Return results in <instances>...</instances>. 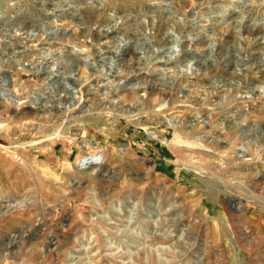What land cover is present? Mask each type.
<instances>
[{
    "label": "rangeland",
    "instance_id": "1",
    "mask_svg": "<svg viewBox=\"0 0 264 264\" xmlns=\"http://www.w3.org/2000/svg\"><path fill=\"white\" fill-rule=\"evenodd\" d=\"M211 1L43 0L48 8L41 0H0V30L3 29L0 31V95L1 91L6 92L5 82L25 79L30 74L20 92L12 89V93L21 96L20 105L26 108V114H20L21 119L19 110L15 112L13 106L0 99V213L4 212L0 214V264H264V90L261 89L264 88V30L256 43L252 36L240 33L245 24L259 22L257 26L264 28V0ZM165 8L172 12L163 18L167 21L163 32L166 37L171 36V42L155 47L145 31V21L141 20L155 11L165 12ZM100 11L114 17L129 14L128 32L134 34L126 55L112 56L107 52L108 63L103 67L99 63L95 65L92 59L84 61L86 48L80 45L82 39L78 34L88 20L94 22ZM52 21H56L55 26ZM196 23L202 24V28ZM234 29L236 34L230 32ZM136 31H140L138 35ZM120 36L113 39L114 45L112 41L106 44L105 50L114 51L116 42L124 39ZM188 40L191 43L187 48L193 55L181 59L176 51L183 49ZM77 43L82 48L81 55L75 47ZM93 46L92 53L99 48ZM52 48L58 49V53ZM135 50L133 57L130 53ZM169 56L171 60L157 66L158 69L152 65L153 61H167ZM190 66L198 75H187ZM79 93H83L84 105L91 106V110L80 109L69 116V109L66 112L65 108L37 109L44 100L57 99L62 104L65 100L66 107L77 101ZM170 102L178 103L173 114L187 122L180 128L165 124L160 115ZM61 103H58L60 107ZM50 129L59 131L61 137L44 143L32 152V160L27 161L29 151L23 150L22 145L50 138ZM87 143L90 146L82 148ZM94 152L102 155L95 176L90 174L94 168L87 165L84 170L76 164L86 153ZM30 169H35V178L30 176ZM16 199L27 207L6 210ZM236 206L239 209L233 211ZM149 217L176 220L172 225L162 226L156 231L155 239H151L146 233ZM132 220H136L134 225ZM66 225L70 226V236L63 238L61 231ZM116 230L125 236L115 237L110 233ZM101 231L117 239L111 241L109 248L96 240L95 234ZM170 234L171 237L163 239Z\"/></svg>",
    "mask_w": 264,
    "mask_h": 264
},
{
    "label": "bare ground",
    "instance_id": "2",
    "mask_svg": "<svg viewBox=\"0 0 264 264\" xmlns=\"http://www.w3.org/2000/svg\"><path fill=\"white\" fill-rule=\"evenodd\" d=\"M20 1V0H19ZM42 1V4H43V0H41ZM50 1V0H49ZM81 1V0H80ZM203 1H205V0H203ZM18 2V1H17ZM26 2V1H25ZM46 2V1H45ZM48 2V1H47ZM59 2V1H58ZM75 2V1H74ZM85 2V1H84ZM210 2H212L211 0H210ZM224 2V1H223ZM260 2V1H259ZM4 3V2H3ZM13 3V2H12ZM21 3V2H20ZM30 3V2H29ZM54 3V2H53ZM60 3V2H59ZM58 3V4H59ZM87 3V2H86ZM11 4V3H10ZM18 4V3H17ZM22 4V3H21ZM45 4V3H44ZM44 4H43V6H44ZM52 4V3H51ZM210 4V3H209ZM225 4V3H224ZM252 4V3H251ZM259 4V3H258ZM258 4H255V5H258ZM260 4H262V3H260ZM20 5V4H19ZM45 5H47V7H48V4L46 3ZM62 5H64V4H62ZM61 5V6H62ZM66 5V4H65ZM73 5V4H72ZM81 5V4H80ZM92 5V4H91ZM101 5V4H100ZM99 5V6H100ZM152 5V4H151ZM150 5V6H151ZM154 5V4H153ZM166 5V4H165ZM205 5V4H204ZM23 6H25L24 4H23ZM55 7H57L56 5H54ZM69 6V5H68ZM87 6V5H86ZM85 6V7H86ZM90 6V5H89ZM200 6H201V4H200ZM206 6V5H205ZM204 6V7H205ZM218 6V5H217ZM247 7H248V4L246 5ZM252 6H253V4H252ZM60 7V6H59ZM63 7V6H62ZM76 7V6H75ZM162 7V6H161ZM195 7V6H194ZM202 7V6H201ZM200 7V8H201ZM261 7V6H260ZM17 8V7H16ZM20 8V7H19ZM49 8V7H48ZM48 8H47V10H48ZM89 8V7H88ZM101 8V7H100ZM103 8V7H102ZM199 8V7H198ZM246 8V7H245ZM253 8V7H252ZM264 8V7H263ZM21 9V8H20ZM45 9V8H44ZM66 9V8H65ZM81 9H83V8H81ZM87 9V8H86ZM90 9V8H89ZM92 9V8H91ZM97 9V8H96ZM96 9H95V11H93V12H95L96 13ZM166 9V8H165ZM179 9V8H178ZM197 8H195V10H196ZM248 9V8H247ZM256 9H257V7H256ZM23 10V9H22ZM67 10V9H66ZM71 10V9H70ZM114 10V9H113ZM177 9H175V11H176ZM193 10V9H192ZM210 10V9H209ZM249 10H250V6H249ZM262 10V9H261ZM18 11H19V9H18ZM24 11V10H23ZM52 11V10H51ZM57 11H59V10H57ZM80 11V10H79ZM161 11V10H160ZM159 10L158 11H155V12H153V14H150V15H146L145 17H144V20H141V21H145V23H144V25H145V31L146 32H148L147 34L150 36H147V37H149V39L151 40V41H153L154 43H155V47H157L156 45H161V43L163 42V44H168V43H170L171 42V34H169V36L170 37H166L165 36V33L163 32V29L165 28V26H166V24H165V22H167L165 19H163L164 17H168L169 15L171 16V14H172V12L168 9H166V11L165 12H163V11H161L160 12ZM180 11H182V10H180ZM197 11V10H196ZM212 11V10H211ZM247 11V10H246ZM258 11V10H257ZM10 12V11H9ZM50 12V11H49ZM62 12V11H61ZM75 12V11H74ZM88 12V11H87ZM114 12V11H113ZM116 12V11H115ZM178 12V11H177ZM204 12V11H203ZM1 13V12H0ZM47 13V12H46ZM150 13V12H149ZM188 13V12H187ZM193 13H194V11H193ZM197 13V12H196ZM195 13V14H196ZM253 13V12H252ZM255 13V12H254ZM20 14V13H19ZM18 14V15H19ZM23 14V13H22ZM21 14V15H22ZM42 14V13H41ZM44 14V13H43ZM51 14H52V12H51ZM54 14V13H53ZM58 14V13H57ZM64 14V13H63ZM111 14V13H110ZM113 14V13H112ZM148 14V13H147ZM174 14H176V13H174ZM192 14V13H191ZM13 15V13L11 14V16ZM25 15V14H24ZM45 15V14H44ZM47 15H50V14H47ZM54 15H56V14H54ZM60 15V14H59ZM58 15V16H59ZM64 15H66V14H64ZM69 15V14H68ZM74 15V14H73ZM77 14H75V16H76ZM82 15V14H81ZM120 15V14H119ZM132 15V14H131ZM135 15V14H134ZM182 15V14H181ZM197 15V14H196ZM94 16V15H93ZM176 16V15H175ZM192 16V15H191ZM201 16V15H200ZM21 16H19V18H20ZM48 17V16H47ZM63 17V16H62ZM67 17V16H66ZM73 17V16H72ZM135 17V16H134ZM174 17V16H173ZM177 17V16H176ZM189 17V16H188ZM197 17V16H196ZM8 18V17H7ZM14 18V17H13ZM23 18V17H22ZM28 18V17H27ZM76 18V17H75ZM81 18V17H80ZM87 18H88V16H87ZM130 18V15L129 14H125V15H122V16H120V17H117V16H115L114 17V15L113 16H109L108 14L107 15H105V14H103L101 11H100V14H96L95 15V17L93 18V20H94V22L92 21V22H90V20H88L89 22H87V24L81 29V25H80V32L78 33L79 34V38H81L82 39V44H80L81 46H82V48H86V52L87 51H89V50H87V48H89L90 49V51L88 52V53H86V52H84L85 54H83L82 55V57H84V61L86 60V59H92L93 61H94V63H95V65L96 64H100V66L101 67H103L106 63H108L107 61H108V55L109 54H111L112 56H116V54L118 53V56H122L123 54L124 55H126V52H125V50L127 49L126 47L128 46V45H131V41H132V39L134 38V34H129L130 32H128V28L130 27V26H128L127 24L128 23H126L127 22V20ZM131 18H132V16H131ZM138 18H139V16H138ZM186 18V17H185ZM190 18H192V17H190ZM34 19V18H33ZM44 19V18H43ZM55 19V18H54ZM53 19V20H54ZM72 19V18H71ZM78 19V18H77ZM169 19V18H168ZM171 19V18H170ZM173 19V18H172ZM178 19V18H177ZM176 19V20H177ZM181 19V18H180ZM189 19V18H188ZM187 19V20H188ZM197 19V18H196ZM3 20V19H2ZM24 20V19H23ZM31 20V19H30ZM29 20V21H30ZM81 20V19H80ZM85 20V19H84ZM131 20V19H130ZM182 20V19H181ZM193 20V19H192ZM21 21V20H20ZM28 21V22H29ZM37 21V20H36ZM35 21V22H36ZM49 21V20H48ZM47 21V22H48ZM87 21V20H86ZM129 21V20H128ZM134 21V20H133ZM184 21V20H183ZM201 21V20H200ZM241 21V20H240ZM7 22V21H6ZM5 22V23H6ZM27 22V23H28ZM53 22V21H52ZM54 22H56V21H54ZM53 22V23H54ZM76 22V21H75ZM173 22V21H172ZM244 22V21H243ZM32 23V22H31ZM44 23V22H43ZM64 23V22H63ZM73 23V22H72ZM129 23H131V22H129ZM181 23V22H180ZM233 23V22H232ZM259 23V22H258ZM258 23H257V25H258ZM15 24V23H14ZM22 24V23H21ZM36 24V23H35ZM40 24V23H39ZM39 24H37V25H39ZM69 24H70V22H69ZM76 24V23H75ZM182 24H183V22H182ZM182 24H179V25H182ZM193 24V23H192ZM197 24V27H198V23H196ZM204 24H206V23H204ZM260 24V23H259ZM1 25V24H0ZM7 25V24H6ZM18 25V24H17ZM29 25V24H28ZM36 25V26H37ZM44 25V24H43ZM47 25V24H46ZM54 26H55V23L53 24ZM169 25H170V23H169ZM171 25H173V23L171 24ZM187 25V24H186ZM195 25V24H194ZM202 25V24H201ZM201 25H199L200 27H201ZM235 25V24H234ZM256 24H251V25H246L245 24V26H243L242 25V28H241V30H240V33L241 32H243L244 34H245V36L246 37H249V36H252V39L254 38V43H256L257 41H259L260 39L258 38V35L260 34V32L262 31V30H264V28L262 27V28H260L259 26H257ZM5 26V25H4ZM48 26H50V24L48 25ZM48 26H46V27H48ZM52 26V25H51ZM57 26V25H56ZM74 26V25H73ZM135 26H137V25H135ZM142 26V25H141ZM174 26V25H173ZM176 26V25H175ZM239 26V25H238ZM1 27V26H0ZM18 27V26H17ZM29 27V26H28ZM33 27V26H32ZM72 27V26H71ZM133 27V26H132ZM179 27H181V26H179ZM187 27V26H186ZM13 28H15V27H13ZM23 28V27H22ZM41 28H42V26H41ZM51 28H53V27H51ZM75 28V27H74ZM77 29H78V26L76 27ZM137 28V27H136ZM144 28V27H143ZM173 28V27H172ZM178 28V27H177ZM202 28V27H201ZM226 28H228L227 26H226ZM230 28V27H229ZM233 28V27H232ZM234 28H236L235 26H234ZM8 29H10L9 28V26H8ZM16 29V28H15ZM18 29V28H17ZM30 29V28H29ZM45 29V28H44ZM58 29V28H57ZM71 29V28H70ZM76 29V30H77ZM133 29V28H132ZM175 29V28H174ZM188 29V28H187ZM2 31H3V29H1ZM0 30V31H1ZM21 30V29H20ZM28 30V29H27ZM134 30V29H133ZM168 30H171L170 32H172V29H169L168 28ZM181 30H182V28H181ZM200 30V29H199ZM205 30V29H204ZM229 30V29H228ZM235 30L236 29H234V30H231L230 32L231 33H234V34H236V32H235ZM239 30V29H238ZM17 31V30H16ZM24 31H26V30H24ZM34 31H36V30H34ZM34 31L32 32L33 34H34ZM42 31V30H41ZM51 31V30H50ZM49 31V33H51ZM54 31V30H53ZM57 31V30H56ZM130 31V30H129ZM188 31H190V30H188ZM27 32V31H26ZM37 32V31H36ZM35 32V33H36ZM39 32H40V30H39ZM44 32V31H43ZM55 32V31H54ZM137 32V31H136ZM138 32H140V31H138ZM138 32H137V35H138ZM166 32H167V30H166ZM173 32H174V30H173ZM177 32V31H176ZM196 32V31H195ZM11 33V32H10ZM14 33V32H13ZM20 33V32H19ZM24 33V32H23ZM22 33V34H23ZM46 33V32H45ZM59 33H60V31H59ZM132 33H133V31H132ZM135 33V32H134ZM141 33H142V31H141ZM175 33V32H174ZM173 33V34H174ZM183 33V32H182ZM192 33V32H191ZM220 33V32H219ZM223 33V32H222ZM4 34H6V32L4 33ZM3 34V35H4ZM47 34V33H46ZM46 34H45V36H46ZM63 34V33H62ZM121 34V36H123L124 37V39L123 40H121L119 43H118V41L116 42L118 45H116V48H115V52L114 51H110V49L109 50H105L106 48H104V46L106 45V44H108V45H110V42L112 41V43H113V39H117V36L118 35H120ZM142 34H144V33H142ZM146 34V35H147ZM194 34H196V33H194ZM15 35H17V33H15ZM29 35H30V33H29ZM38 35V34H37ZM48 35V34H47ZM57 35H59V34H57ZM141 35V34H140ZM175 35V34H174ZM177 35H179L178 33H177ZM181 35V34H180ZM191 35V34H190ZM228 35V34H227ZM230 35V34H229ZM228 35V38L229 39H231V36H229ZM14 36V35H13ZM24 36V35H23ZM28 36V35H27ZM42 36H43V34H42ZM56 36V35H55ZM54 36V37H55ZM120 36V37H121ZM184 36V35H183ZM219 36H220V34H219ZM225 36V35H224ZM240 36V35H239ZM3 37V36H2ZM36 37V36H35ZM38 37H40V38H42L41 37V35L40 36H38ZM48 37V36H47ZM53 37V38H54ZM69 37V36H68ZM71 37V36H70ZM136 37V36H135ZM140 37V36H139ZM143 37V36H142ZM194 37V36H193ZM4 38V37H3ZM5 38H6V36H5ZM13 38V37H12ZM18 38H19V36H18ZM21 38H23L22 36H21ZM28 38L30 39V36H28ZM33 38V37H32ZM146 38V37H145ZM178 38V37H177ZM180 38H181V36H180ZM179 38V39H180ZM183 38V37H182ZM185 38V37H184ZM197 38V37H196ZM210 38V37H209ZM219 38V37H218ZM227 38V37H226ZM15 39V38H14ZM25 39H26V37H25ZM34 39V38H33ZM48 39V38H47ZM46 39V40H47ZM50 39V38H49ZM55 39V38H54ZM53 39V40H54ZM72 39V38H71ZM122 39V38H121ZM173 39H174V37H173ZM195 39V38H194ZM43 40V39H42ZM45 40V41H46ZM67 40V39H66ZM77 40V39H76ZM75 40V41H76ZM90 40V41H89ZM136 40V39H135ZM142 40V39H141ZM149 40V41H150ZM175 40V42H176V38L174 39ZM181 40H183V39H181ZM187 40V39H186ZM227 41H228V39H226ZM236 40V39H235ZM242 40V39H241ZM263 40V39H262ZM4 41V40H3ZM6 41V40H5ZM11 41V40H10ZM35 41H37V40H35ZM44 41V42H45ZM50 41H51V39L49 40V43H50ZM58 41V40H57ZM71 41V40H70ZM72 41H73V39H72ZM74 41V42H75ZM78 41V40H77ZM138 41V40H137ZM144 41V40H143ZM191 40H188L187 42H186V44L183 46V49H181V50H178L177 49V51L176 52H178V55H179V57H181V59H182V57H187L188 55H190V54H192V51L189 49V48H187V45H190L189 43H191L190 42ZM194 41V40H193ZM202 41H204V40H202ZM223 41H225L224 39H223ZM226 41V42H227ZM238 41V40H237ZM39 42H41L42 43V41H39ZM55 42V41H54ZM53 41L51 42V43H54ZM133 42V41H132ZM139 42H140V40H139ZM178 42V41H177ZM12 43V42H11ZM25 43V42H24ZM29 43V42H28ZM37 43H38V41H37ZM40 43V44H41ZM48 43V42H47ZM58 43V42H57ZM62 43V42H61ZM69 43H71V45H72V42H69ZM78 43H80V40H79V42ZM78 43L75 45V47L76 48H78L79 49V46L80 45H78ZM148 43V42H147ZM151 43V42H150ZM174 43V42H173ZM179 43H181L180 42V40H179ZM179 43H176V44H179ZM183 43V42H182ZM203 43V42H202ZM252 43H253V41H252ZM44 44V43H43ZM42 44V45H43ZM54 44H56V43H54ZM137 44V43H136ZM135 44V45H136ZM149 44V43H148ZM175 44V43H174ZM175 44V45H176ZM199 44V43H198ZM222 44V43H221ZM15 45V44H14ZM13 45V46H14ZM25 45V44H24ZM37 45V44H36ZM35 45V46H36ZM58 45V44H57ZM61 45H63V43L61 44ZM93 45H98V49L96 50V52H94V53H96V55L97 56H94L93 54L94 53H92V50H91V48H93L94 46ZM113 45H114V43H113ZM140 45V44H139ZM151 45V44H150ZM223 45V44H222ZM249 45V44H248ZM256 45V44H255ZM264 45V44H263ZM12 46V47H13ZM49 46V45H48ZM51 46H54V45H51ZM107 46V45H106ZM153 46V45H152ZM1 47V46H0ZM24 47H26V46H24ZM44 47V46H43ZM70 47V46H69ZM73 47V46H72ZM74 47V48H75ZM162 47V46H161ZM168 47V46H167ZM171 47H172V45H171ZM177 47V46H176ZM256 47V46H255ZM255 47H253V48H255ZM8 48V47H7ZM37 48V47H36ZM59 48H60V46H59ZM82 48L80 47V54H78V55H81V51H82ZM139 48V47H138ZM149 48V47H148ZM186 48V49H185ZM260 48H261V46H260ZM15 49V48H14ZM28 49V48H27ZM32 49V48H31ZM52 49H54V48H52ZM55 49H56V47H55ZM54 49V50H55ZM133 49H135V48H133ZM228 49V48H227ZM17 50V49H16ZM19 51H21V49H18ZM40 50H41V48H40ZM58 50V49H57ZM57 50H55V52H57ZM75 50V49H74ZM112 50V49H111ZM160 50V49H159ZM164 50V49H163ZM167 50H168V48H167ZM170 50V49H169ZM206 50V49H205ZM218 50V49H217ZM236 50V49H235ZM255 50H257V48L255 49ZM46 51V50H45ZM64 51L65 50H63V53H64ZM69 51V50H68ZM71 51V50H70ZM85 51V50H84ZM160 51H162V49L160 50ZM171 51V50H170ZM173 51V50H172ZM175 51V50H174ZM228 51H229V49H228ZM254 51V50H253ZM264 51V50H263ZM10 52H11V50H10ZM17 52V51H16ZM15 52V53H16ZM41 52V51H40ZM52 52H54L53 50H52ZM72 52V51H71ZM78 52V51H77ZM107 52H109V54L108 55H106L107 54ZM112 52H114V53H112ZM121 52V53H120ZM131 52V51H130ZM166 52V51H165ZM203 52H204V50H203ZM14 53V51H13V54H15ZM24 53V52H23ZM58 53V52H57ZM61 53V52H60ZM73 53H74V51H73ZM83 53V52H82ZM148 53V52H147ZM157 53V52H156ZM168 53H169V51H168ZM263 53V52H262ZM6 54H8V53H6ZM17 54V53H16ZM15 54V55H16ZM18 54H20V53H18ZM31 54H32V52H31ZM35 54H37V53H35ZM52 54V53H51ZM62 54V53H61ZM130 54H132L133 55V57L136 55V50H135V52H132V53H130ZM208 54V53H207ZM211 54V53H210ZM244 54V53H243ZM0 55H1V53H0ZM9 55H11L10 53H9ZM40 55V54H39ZM38 55V56H39ZM75 55V54H74ZM138 55V54H137ZM152 55V54H151ZM158 55V54H157ZM193 55V54H192ZM200 55V54H199ZM198 55V56H199ZM229 55V54H228ZM234 55V54H233ZM2 56V55H1ZM13 56V55H12ZM24 56V55H23ZM65 56V55H64ZM163 56V55H162ZM174 56V55H173ZM197 56V55H196ZM251 56V55H250ZM18 57H20V56H18ZM29 57V56H28ZM53 57V56H52ZM81 57V56H80ZM142 57V56H141ZM156 57V56H155ZM164 57V56H163ZM201 57V56H200ZM207 57V56H206ZM227 57V56H226ZM229 57V56H228ZM253 57V56H252ZM256 57V56H255ZM22 58V57H21ZM50 58V57H49ZM61 58V57H60ZM67 58V57H66ZM113 58H115V57H113ZM117 58V57H116ZM121 58V57H120ZM125 58V57H124ZM139 58V57H138ZM159 58V57H158ZM166 58V57H165ZM174 58V57H173ZM10 59V58H9ZM16 59V58H15ZM24 59V58H23ZM46 59V58H45ZM58 59H59V57H58ZM80 58L78 57V60H79ZM145 59V58H144ZM146 59H147V57H146ZM151 59V58H150ZM176 59H177V57H176ZM180 59V60H181ZM12 60V59H11ZM50 60V59H49ZM53 60V59H52ZM83 60V59H82ZM115 60H117V59H115ZM143 60V59H142ZM148 60V59H147ZM166 60V59H165ZM169 60H171V57L169 56V58H168V60L167 61H164V62H162V61H160V62H155V61H153L152 63V65H154L155 66V68H157L158 69V67L157 66H162L164 63L165 64H167V62H169ZM175 60V59H174ZM185 60V59H184ZM222 60V59H221ZM21 61H22V59H21ZM55 61V60H54ZM58 61H60V60H58ZM73 61V60H72ZM92 61V62H93ZM134 61V60H133ZM136 61V60H135ZM145 61V60H144ZM173 61V60H172ZM223 61V60H222ZM225 61V60H224ZM16 63H17V61H15ZM39 62V61H38ZM47 62V61H46ZM118 62V61H117ZM190 62V61H189ZM194 62H195V60H194ZM229 62V61H228ZM227 62V63H228ZM257 62V61H256ZM33 63H34V61H33ZM56 63H57V61H56ZM59 63V62H58ZM134 63V62H133ZM224 63V62H223ZM19 64H20V62H19ZM22 64V63H21ZM31 64V63H30ZM38 64V63H37ZM45 64V63H44ZM113 64V63H112ZM115 64V63H114ZM201 64V63H200ZM239 64V63H238ZM9 65V64H8ZM38 65H40V62H39V64ZM83 65H85V66H87V67H89L90 65H88V64H83ZM151 65V64H150ZM149 65V66H150ZM216 65V64H215ZM219 65V64H218ZM223 65V64H222ZM225 65V64H224ZM227 65V64H226ZM240 65V64H239ZM112 66V65H111ZM116 66V65H115ZM114 66V67H115ZM119 66V65H118ZM179 66V65H178ZM192 66H193V64H192ZM204 66V65H203ZM21 67V66H20ZM41 67V66H40ZM54 67V66H53ZM96 67V66H95ZM215 67V66H214ZM220 67H221V65H220ZM237 67V66H236ZM256 67V66H255ZM98 68H100V67H98ZM151 68V67H150ZM153 68V67H152ZM180 68V67H179ZM193 68V67H192ZM191 68V66L187 69V75L189 74L190 76H193V74L194 75H198L197 73H196V71L195 70H193ZM67 69V68H66ZM114 69H116V68H114ZM119 69V68H118ZM196 69V68H195ZM219 69H221V68H219ZM224 69H225V66H224ZM107 70V69H106ZM141 70V69H140ZM176 70V69H175ZM218 70V69H217ZM255 70V69H254ZM96 71H98V70H96ZM121 71H123V70H121ZM120 71V72H121ZM180 71H182V70H180ZM59 72V71H58ZM261 72V71H260ZM135 73H136V71H135ZM20 74V73H19ZM22 74H24V73H22ZM28 74V73H27ZM26 74V75H27ZM103 74V73H102ZM216 74V73H215ZM224 74V73H223ZM30 75V74H29ZM29 75H27V77L25 78V79H21V80H18V79H15V80H11V81H8V82H5L6 83V92L5 93H3L2 91H1V94L2 95H0V99H2L3 101H5V102H7V103H9L10 105H11V107L13 106L14 107V109H15V112H17L18 110H19V119H21V117H20V114H26V108H25V105H20L21 103H22V99H21V96H20V98L17 96V92H20L21 91V88L25 85V83H27L28 82V78H29ZM137 75V74H136ZM214 75V74H213ZM91 76V75H90ZM95 76V75H94ZM96 76H98V75H96ZM117 76V75H116ZM79 77V76H78ZM98 77H101V74H100V76H98ZM104 77V76H103ZM187 77V76H186ZM206 77H207V75H206ZM210 77H212V76H210ZM47 78V77H46ZM89 78V77H88ZM91 78V77H90ZM97 78V77H96ZM164 78V77H163ZM189 78V77H188ZM187 78V79H188ZM224 78V77H223ZM251 78V77H250ZM62 79V78H61ZM76 79H77V76H76ZM86 79V78H85ZM98 79V78H97ZM171 79H172V77H171ZM190 79H191V77H190ZM246 79V78H245ZM88 80V79H87ZM107 80V79H106ZM210 80V79H209ZM224 80V79H223ZM89 81V80H88ZM177 81V80H176ZM197 81V80H196ZM31 82V81H30ZM94 82V81H93ZM154 82V81H153ZM152 82V83H153ZM170 82V81H169ZM172 82H173V80H172ZM65 83V82H64ZM102 83H103V81H102ZM107 83V82H106ZM110 83V82H109ZM176 83V82H175ZM174 83V84H175ZM190 83V82H189ZM196 83H198V82H196ZM31 84V83H30ZM42 84V83H41ZM81 84H82V82L80 83V86H81ZM84 84V83H83ZM171 84H173V83H171ZM173 84V85H174ZM37 85V84H36ZM106 85V84H105ZM104 85V86H105ZM108 85V84H107ZM111 85V84H110ZM162 85V84H161ZM173 85L170 87V88H173ZM192 85V84H191ZM201 85V84H200ZM203 85V84H202ZM140 86H141V84H140ZM145 86V85H144ZM25 87V86H24ZM57 87V86H56ZM88 87H90V86H88ZM102 87H103V85H102ZM106 87V86H105ZM104 87V88H105ZM110 87V86H109ZM143 87V86H142ZM237 87V86H236ZM255 87V86H254ZM13 88H15V91H17L16 93L15 92H13L12 93V89ZM63 88V87H62ZM74 88V87H73ZM80 88V87H79ZM118 88V90H119V88L120 87H117ZM180 88V87H179ZM31 89V88H30ZM45 89V88H44ZM66 89V88H65ZM67 89H69V88H67ZM72 89V88H71ZM78 89V88H77ZM99 89V88H98ZM115 89V88H114ZM132 89V92L134 93V86H133V88H131ZM255 89V88H254ZM261 89H263L264 90V88H261ZM5 90V89H4ZM14 90V89H13ZM73 90H75V89H73ZM81 90V89H80ZM95 90V89H94ZM106 90V89H105ZM104 90V91H105ZM116 90V89H115ZM118 90H117V92H116V94L118 93ZM120 90H121V88H120ZM126 90V89H125ZM144 90L146 91V88L144 87ZM171 90V89H170ZM238 90V89H237ZM236 90V91H237ZM262 90V91H263ZM68 91V90H67ZM103 91V92H104ZM113 91V90H112ZM168 91V90H167ZM242 91V90H241ZM261 91V90H260ZM261 91V92H262ZM52 92V91H51ZM72 92V91H71ZM84 92V91H83ZM87 92V91H86ZM85 92V93H86ZM92 92V91H91ZM153 92V91H152ZM255 92H257V91H255ZM255 92H254V94H255ZM63 93H64V91H63ZM69 93V92H68ZM76 93V92H75ZM114 93V92H113ZM126 93V92H125ZM145 93H147V92H145ZM51 94V93H50ZM74 94V93H73ZM83 94V93H82ZM82 94L81 93H79V94H77L78 96H77V101L76 102H72L70 105H68V106H66V107H64L63 105H65L66 104V101L65 100H62V102H65L64 104H62L61 103V100L60 99H57V100H53L52 102H50V101H45L44 100V102H43V104L42 105H40V106H38V108L37 109H41L42 111H43V108L44 109H64L65 111H66V109H69L68 110V115L69 116H71L69 113H73V112H77L78 110H80V109H90L91 110V106H89V105H84V99H82ZM89 94V93H88ZM91 94V93H90ZM89 94V95H90ZM103 94V93H102ZM108 94V93H107ZM119 94V93H118ZM131 94V93H130ZM169 94V93H168ZM171 94V93H170ZM260 94V93H259ZM262 94H264V93H262ZM22 95V94H21ZM61 95V94H60ZM59 95V96H60ZM65 95V94H64ZM92 95V94H91ZM134 95V94H133ZM150 95H152V94H150ZM149 95V96H150ZM175 95V94H174ZM182 95V94H181ZM23 96V95H22ZM41 96V95H40ZM66 96V95H65ZM103 96H104V94H103ZM170 96V95H169ZM257 96V95H256ZM47 97V96H46ZM63 97V96H62ZM151 97V96H150ZM28 98V97H27ZM38 98V97H37ZM49 98V97H48ZM57 98H59V97H57ZM72 98V97H71ZM104 98V97H103ZM109 98V97H108ZM114 98V97H113ZM152 98H154L153 96H152ZM151 98V99H152ZM167 98V97H166ZM199 98V97H198ZM264 98V97H263ZM102 99V98H101ZM110 99V98H109ZM122 99V98H121ZM150 99V98H149ZM150 99V100H151ZM171 99V98H170ZM41 100V99H40ZM49 100V99H48ZM108 100V99H107ZM106 100V101H107ZM153 100V99H152ZM166 100H168V99H166ZM30 101V100H29ZM43 100H41V102H42ZM101 101H103V100H101ZM105 101V102H106ZM132 102L133 101H135V100H131ZM172 101V100H171ZM249 101V100H248ZM24 102V101H23ZM35 103H36V101H34ZM40 102V103H41ZM69 102V101H68ZM111 102V101H110ZM122 102V101H121ZM139 102V101H138ZM151 102V101H150ZM149 102V103H150ZM174 102V101H173ZM28 103V102H27ZM37 103H39V102H37ZM58 103H61V107L59 106V104ZM86 103V102H85ZM97 103V102H96ZM165 103V102H164ZM176 103V102H175ZM175 103H167L165 106H164V108H162L161 109V113H160V115H163V118L162 117H159V118H162V119H164V123L165 124H167V125H171V126H174L175 128H180L182 125H184L185 123H187L184 119H181V118H179L178 116H176V115H174L173 113H175L176 112V110H177V105H178V103L177 104H175ZM50 104V106H48ZM114 104H116V103H114ZM118 104V103H117ZM163 104V103H162ZM29 105V104H28ZM98 105H100V104H98ZM119 105V104H118ZM121 105V104H120ZM122 105H125L124 104V102H123V104ZM133 105V104H132ZM132 105H130L131 107H133ZM140 105H142V103L140 104ZM144 105H145V103H144ZM181 105V104H180ZM30 106H31V104H30ZM34 106V105H33ZM107 106V105H106ZM116 106V105H115ZM126 106V105H125ZM137 106V105H136ZM102 107V106H101ZM135 107V106H134ZM30 108V107H29ZM33 108V107H32ZM143 108V107H142ZM148 108H149V106H148ZM28 109V108H27ZM98 109V108H97ZM103 109H104V107H103ZM125 109V108H124ZM130 109V108H129ZM157 109V108H156ZM160 110V109H159ZM158 110V111H159ZM40 111V110H39ZM54 111H56V110H54ZM87 111V110H86ZM98 111V110H97ZM27 112H30L29 110L27 111ZM59 112H61L60 110H59ZM67 112V111H66ZM103 112V111H102ZM153 112V111H152ZM240 112V111H239ZM12 113V112H11ZM84 113V112H83ZM87 113V112H86ZM104 113V112H103ZM198 113V112H197ZM222 113V112H221ZM9 114V113H8ZM7 114V115H8ZM33 114H34V112H33ZM43 114V113H42ZM60 114V113H59ZM61 114H62V112H61ZM66 114V115H67ZM74 114V113H73ZM85 114V113H84ZM16 115H17V113H16ZM35 115V114H34ZM89 115V114H88ZM160 115H158V116H160ZM23 116H26V115H23ZM58 116V115H57ZM95 116V115H94ZM8 117V116H7ZM31 117V116H30ZM43 117V116H42ZM47 117V116H46ZM198 117V116H197ZM13 118V117H12ZM15 118V117H14ZM26 118H27V116H26ZM29 118V117H28ZM40 119H41V117H39ZM45 118V117H44ZM139 118V117H138ZM152 118V117H151ZM2 119V118H1ZM6 119V118H5ZM38 120L37 119V122L38 121H41V120ZM47 119V118H46ZM53 119H55V118H53ZM77 119V118H76ZM8 120H9V118H8ZM201 120H203V118L201 119ZM207 120V119H206ZM11 121V120H10ZM14 121V120H13ZM16 121H17V119H16ZM20 121V120H19ZM24 121V120H23ZM26 121V120H25ZM30 121H32V120H30ZM144 121V120H143ZM147 121V120H146ZM195 121H197V120H195ZM194 121V122H195ZM199 121V120H198ZM1 122V121H0ZM203 122V121H202ZM43 123V122H42ZM24 124V123H23ZM39 124V123H38ZM47 124V123H46ZM196 124V123H195ZM202 124V123H201ZM205 124V123H204ZM221 124V123H220ZM10 125V124H9ZM41 125V124H40ZM39 125V126H40ZM43 125V124H42ZM3 126H5V125H3ZM8 126V124L5 126V127H7ZM14 126H15V124H14ZM17 126V125H16ZM19 126V125H18ZM24 126V125H23ZM22 126V127H23ZM190 126H193L192 124L190 125ZM202 126V125H201ZM4 127V128H5ZM11 127V126H10ZM30 127V126H29ZM42 127H44V126H42ZM117 127V126H116ZM208 127V126H207ZM206 127V128H207ZM239 127V126H238ZM8 128V127H7ZM14 128V127H13ZM26 128H27V125H26ZM33 128V127H32ZM36 128V127H35ZM203 128H204V126H203ZM205 128V129H206ZM0 129H1V126H0ZM10 129V128H9ZM8 129V130H9ZM30 129H31V127H30ZM37 129V128H36ZM192 129V128H191ZM190 129V130H191ZM196 129V128H195ZM8 130H7V132H8ZM12 130V129H11ZM35 130V129H34ZM48 130V129H47ZM51 130V129H50ZM54 130V129H53ZM193 131H194V129H192ZM207 130V129H206ZM21 131V130H20ZM69 131V130H68ZM208 131H210V130H208ZM3 132V131H2ZM6 132V133H7ZM37 132V131H36ZM40 132V131H39ZM51 132H52V130H51ZM201 132V131H200ZM212 132V131H211ZM16 133V132H15ZM25 133V132H24ZM32 133V132H31ZM65 133V132H64ZM199 133V132H198ZM216 133V132H215ZM11 134V133H10ZM26 134V133H25ZM63 134V133H62ZM200 134V133H199ZM1 135H3V134H1ZM51 135V137L49 138H47L46 140H42V139H36V140H33V141H31L30 143H28V144H25L24 143V145H22V149L23 150H26V148H28V151H29V154H27L28 156H27V158H25L26 160L28 159V160H32V158H33V155H32V152L33 151H35L36 149H40V147L42 146V145H44V143H46L47 141H50V142H53L54 140H56L57 138H59V137H61V135H60V132L58 131L57 132V130H56V132H55V130H54V132H52V134H50ZM64 135V134H63ZM197 134H195V136H196ZM216 135V134H215ZM26 136V135H25ZM194 136V135H193ZM192 136V137H193ZM203 136H205V135H203ZM5 137V136H4ZM9 137H10V135H9ZM32 137H34V135L32 136ZM63 137V136H62ZM66 137V136H65ZM199 137V139H200V137L201 136H198ZM211 137V136H210ZM218 137V136H217ZM10 138H13V137H10ZM196 138V137H195ZM212 138V137H211ZM251 138V137H250ZM2 139H3V137H2ZM30 139V138H29ZM198 139V138H197ZM6 140H7V138H6ZM13 140V139H12ZM25 140V139H24ZM203 140V139H202ZM9 144H11L9 141H7ZM17 141L15 140V144H13V146H14V153H16V151L17 150H15L16 148H17V146H18V143H16ZM180 142V141H179ZM241 142V141H240ZM13 143V142H12ZM23 144V143H22ZM91 144V143H90ZM90 144L89 143H87V144H85V145H83V147L82 148H85V149H87L89 146H90ZM251 145V144H250ZM16 146V147H15ZM21 146V145H20ZM82 146V145H81ZM1 147V146H0ZM47 147V146H46ZM4 148H10V147H7V146H4ZM47 149V148H46ZM96 149V148H95ZM4 150V149H3ZM19 150V149H18ZM242 150V149H241ZM0 151H1V149H0ZM20 151V150H19ZM95 151V150H94ZM196 151V150H195ZM18 152V151H17ZM22 153V152H21ZM201 153V152H200ZM203 153V152H202ZM10 154V153H9ZM23 154V153H22ZM25 154V153H24ZM13 155V154H12ZM35 156V155H34ZM239 156V155H238ZM37 159V158H36ZM27 160V161H28ZM101 163H102V155H101V153H95L94 152V154H85L84 156H82L80 159H78V161H77V166L79 167V168H82V169H86L85 168V166H89V168H94L93 170H91V173L90 174H94V173H96L97 172V170L100 168V165H101ZM219 165V164H218ZM67 166V165H66ZM33 170H35V169H30V171H29V174H30V176H35V173H34V171ZM71 170V169H70ZM103 170V169H102ZM101 170V171H102ZM194 171V170H193ZM113 172V171H112ZM109 173V172H108ZM89 174V173H88ZM101 174H103V173H100V175ZM94 176H95V174H94ZM106 176V175H105ZM104 176V177H105ZM112 176V175H111ZM110 176V177H111ZM35 178V177H34ZM99 178V177H98ZM142 178V177H141ZM41 179V178H40ZM44 179V178H43ZM109 179H111V178H109ZM112 180V179H111ZM43 181V180H42ZM97 182V181H96ZM109 182V181H108ZM107 182V183H108ZM46 183V182H45ZM22 186V185H21ZM48 186V185H47ZM23 187V186H22ZM50 187V186H49ZM42 190V189H41ZM46 190V189H45ZM16 192V191H15ZM21 192V191H20ZM159 194H161V193H159ZM160 196V195H159ZM93 197V196H92ZM153 197V196H152ZM138 200V199H137ZM153 201V200H152ZM95 202V201H94ZM231 202V201H230ZM138 203V202H137ZM158 203V202H157ZM136 204V203H135ZM161 204V203H160ZM149 206V205H148ZM170 206V205H169ZM6 207V206H5ZM24 207H27L26 206V204L25 203H23V202H21V200L20 199H16V201L15 202H12V203H10L9 205H8V208L6 209V210H8L9 208H16V209H21V208H24ZM232 207V206H231ZM159 208V207H158ZM158 208H155V210L156 209H158ZM169 208V207H168ZM133 209H136V208H133ZM138 209V208H137ZM141 209V208H140ZM144 209V208H143ZM239 208L236 206V208H233L232 210L233 211H237ZM102 210V209H101ZM115 210V209H114ZM162 210V209H161ZM161 210H158V211H161ZM137 211V210H136ZM166 211V210H165ZM164 211V212H165ZM168 211V210H167ZM3 212V211H2ZM2 212L0 213L1 215H2ZM143 212V211H142ZM4 213V212H3ZM132 213V212H131ZM144 213V212H143ZM150 213V212H149ZM153 213H155V212H153ZM106 214H107V212H106ZM130 214V213H129ZM152 214V213H151ZM105 215V214H104ZM138 215H140L139 214V212H138ZM96 216H98V215H96ZM108 216V215H107ZM106 215H105V217H107ZM146 216V215H145ZM130 217V216H129ZM133 217H135V216H133ZM144 217V216H143ZM99 218H101V217H99ZM131 218V217H130ZM135 218H137V217H135ZM140 218V217H139ZM150 218V220H149V222H150V225L149 226H145L146 227V229L147 230H149L148 232H146L147 233V236H149L151 239H155V237H156V231L157 230H159L162 226H164V225H172V222L174 221V220H176V219H174L172 222L171 221H169V220H167L168 218H161V217H158L157 219H155V218H152V217H149ZM103 219V218H102ZM106 219H108V218H106ZM129 219V218H128ZM103 221V220H102ZM105 221V220H104ZM127 221V220H126ZM133 221V220H132ZM136 221V220H135ZM135 221H133L132 223H133V225H134V222ZM144 221V220H143ZM110 222V221H109ZM160 222V223H159ZM176 222V221H175ZM127 223H128V221H127ZM177 223H179V221H177ZM148 224V223H147ZM175 225H176V223H175ZM67 226V225H66ZM140 226V225H139ZM194 226V225H193ZM99 227V226H98ZM101 227V226H100ZM134 227V226H133ZM138 227V226H137ZM113 228V227H112ZM115 228V227H114ZM124 228H126V227H124ZM170 228H172V227H170ZM175 228V227H174ZM177 228V227H176ZM101 229V228H100ZM119 229V228H118ZM123 229V228H122ZM121 229V230H122ZM163 229V228H162ZM191 229V228H190ZM120 230V229H119ZM130 230V229H129ZM135 230V229H134ZM152 230H154V232H152ZM71 231V229H70V226L68 225L67 227H66V229H62V231H61V237H63V238H68L70 235L68 234L69 232ZM128 231V230H127ZM131 231V230H130ZM166 231V230H165ZM183 231V230H182ZM66 232V233H65ZM134 232V231H133ZM111 234H113L115 237H121V236H125L123 233H121V231H118V230H116V231H111L110 232ZM170 233V232H169ZM168 233V234H169ZM174 233V232H173ZM94 234V233H93ZM125 234H126V232H125ZM129 234V233H128ZM112 235V236H113ZM127 235V234H126ZM182 235H184V234H182ZM95 236H96V240H99L100 242H101V244H102V247H104V248H109L110 247V244H111V241H116L117 239L115 238V237H112V236H110L109 234H107V233H105L104 231H101L100 233L98 232V234H95ZM160 236V235H159ZM171 237L172 235L170 234V235H165V237H163V239H167V238H169V237ZM59 237V236H58ZM173 238V237H172ZM180 238H181V236H180ZM249 238V237H248ZM95 241V240H94ZM125 241V240H124ZM126 242V241H125ZM11 245V244H10ZM101 246V245H100Z\"/></svg>",
    "mask_w": 264,
    "mask_h": 264
}]
</instances>
